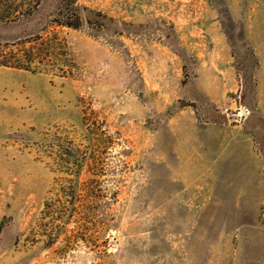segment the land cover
<instances>
[{
	"label": "rangeland",
	"instance_id": "obj_1",
	"mask_svg": "<svg viewBox=\"0 0 264 264\" xmlns=\"http://www.w3.org/2000/svg\"><path fill=\"white\" fill-rule=\"evenodd\" d=\"M60 1L0 22L34 57L0 66V264H264V0Z\"/></svg>",
	"mask_w": 264,
	"mask_h": 264
},
{
	"label": "trees",
	"instance_id": "obj_2",
	"mask_svg": "<svg viewBox=\"0 0 264 264\" xmlns=\"http://www.w3.org/2000/svg\"><path fill=\"white\" fill-rule=\"evenodd\" d=\"M41 0H0V22H15L31 16L38 8ZM56 26H64L70 28H80L83 24L82 17L79 13V5L76 0H61L55 15L48 20ZM44 29L47 28L45 25ZM42 43L46 41L40 35ZM30 41V40H27ZM51 41H47L49 44ZM57 42V41H55ZM19 41L15 40L11 43H0V66L18 67L23 69H31L34 63V57L31 51L20 52L18 49ZM11 46L8 52L3 48ZM8 54V55H5Z\"/></svg>",
	"mask_w": 264,
	"mask_h": 264
}]
</instances>
